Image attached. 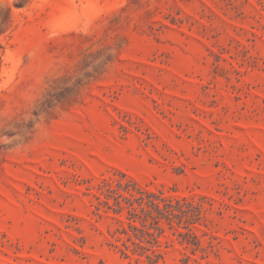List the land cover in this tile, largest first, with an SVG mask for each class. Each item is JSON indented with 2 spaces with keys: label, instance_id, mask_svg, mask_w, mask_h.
<instances>
[{
  "label": "rangeland",
  "instance_id": "374dc122",
  "mask_svg": "<svg viewBox=\"0 0 264 264\" xmlns=\"http://www.w3.org/2000/svg\"><path fill=\"white\" fill-rule=\"evenodd\" d=\"M110 178L202 205L156 264H264V0H0V264H148Z\"/></svg>",
  "mask_w": 264,
  "mask_h": 264
},
{
  "label": "trees",
  "instance_id": "16d2710c",
  "mask_svg": "<svg viewBox=\"0 0 264 264\" xmlns=\"http://www.w3.org/2000/svg\"><path fill=\"white\" fill-rule=\"evenodd\" d=\"M100 205L107 206L119 216L120 235L115 246L125 257H136L156 264L163 257L164 222L171 228L175 223L188 228L202 215V205L188 198L174 197L166 191L144 189L131 180L110 178L103 181L96 195ZM97 207L100 209V207ZM125 211L127 214L125 215ZM181 235L182 231L176 229Z\"/></svg>",
  "mask_w": 264,
  "mask_h": 264
}]
</instances>
